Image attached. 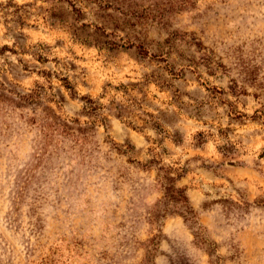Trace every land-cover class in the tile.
<instances>
[{
  "label": "rangeland",
  "instance_id": "374dc122",
  "mask_svg": "<svg viewBox=\"0 0 264 264\" xmlns=\"http://www.w3.org/2000/svg\"><path fill=\"white\" fill-rule=\"evenodd\" d=\"M263 152L264 0H0V264H264Z\"/></svg>",
  "mask_w": 264,
  "mask_h": 264
},
{
  "label": "trees",
  "instance_id": "16d2710c",
  "mask_svg": "<svg viewBox=\"0 0 264 264\" xmlns=\"http://www.w3.org/2000/svg\"><path fill=\"white\" fill-rule=\"evenodd\" d=\"M65 86H66V88H70V87H68V85H65ZM262 157H263V159H264V152H263V156H262Z\"/></svg>",
  "mask_w": 264,
  "mask_h": 264
}]
</instances>
